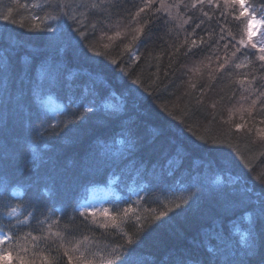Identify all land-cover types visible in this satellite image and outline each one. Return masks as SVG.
<instances>
[{"label": "trees", "instance_id": "obj_1", "mask_svg": "<svg viewBox=\"0 0 264 264\" xmlns=\"http://www.w3.org/2000/svg\"><path fill=\"white\" fill-rule=\"evenodd\" d=\"M246 4L264 14V0ZM240 13L223 0H0V232L12 237L0 264H109L121 245L138 264H173L178 253L238 264L264 230L250 210L222 206L221 194L264 193V62ZM48 25L79 46L50 44ZM191 39L200 46L189 51ZM56 77L62 89L48 87ZM243 99L250 114L228 120L225 107L248 108ZM97 186L136 216L101 228L81 215ZM244 259L264 264L259 247Z\"/></svg>", "mask_w": 264, "mask_h": 264}, {"label": "snow or ice", "instance_id": "obj_2", "mask_svg": "<svg viewBox=\"0 0 264 264\" xmlns=\"http://www.w3.org/2000/svg\"><path fill=\"white\" fill-rule=\"evenodd\" d=\"M205 2V0H199V3L203 4ZM209 6H214V0H207ZM147 6V5H146ZM197 4L193 3L192 7H196ZM231 6L233 8V10H235L236 6H239L241 8V16H247L248 13H246L244 11V4L241 2V0H223V7H229ZM144 8L140 9V12H143ZM140 12L136 13V16L138 17L140 15ZM55 19V18H53ZM237 19H239V16L237 17ZM251 22L253 23H262L264 24V21H256L255 17H252ZM141 23H144L143 21H141ZM35 27H39V25H35ZM83 27V26H81ZM197 27H199V25H197ZM47 32L51 33V36L49 37V43L50 44H54L57 47H59L60 43H63L64 47H74V46H79V41L76 40L75 36H73L70 32L69 33H63L61 30V27L59 25H56L55 28H53V25H48L47 26ZM76 31L78 32L81 40L86 39L85 33L83 31H80L79 29H76ZM142 31L141 28H136L135 32L137 34H139ZM111 39V37L109 38ZM135 39V37H134ZM221 40L224 39L223 35H221L220 37ZM206 43L203 39H201L200 44H204ZM216 43V42H214ZM240 44H244L245 42L243 40H241L239 42ZM200 45L197 44L196 39H191L190 41V47H189V51L192 50V48H196L199 47ZM209 47H211V45H209ZM224 48H228L229 44L228 43H224L223 44ZM251 47L253 49H258V59L261 62H264V45L262 46H257L255 42L251 43ZM62 50V49H61ZM239 49H237L238 51ZM235 52L232 53L233 56H235ZM115 62V61H113ZM237 68L240 67L239 64L236 65ZM225 68V64L221 63L218 66V69H223ZM9 71V69L7 67L4 68V74H3V78L6 81L8 79L7 77V72ZM135 83V81H134ZM0 87H4V89L6 90V84L5 85H0ZM48 87L50 89H56V88H63V82L59 79V77L54 78L52 81L49 82ZM17 104L22 106V96L20 98H17ZM255 104V102H253ZM96 105V101L92 100L89 102L88 106L85 108V111L87 113H92L95 114L97 112V107ZM42 113L37 110L35 112V118L37 120H40L42 118ZM32 116H33V112L31 110H29V114H28V119L29 122L31 123L32 120ZM88 117L87 116H81L80 117V122L84 123L86 121ZM262 123H264V121H262ZM243 127L242 125H236L237 130L239 131L240 128ZM79 129V125L73 123L72 125H70L67 129V132L69 134H77ZM258 131H261L262 133H264V129H260ZM130 135H135L134 133H130ZM264 138V137H262ZM136 148V141H133L132 146L130 148V152H134ZM125 159H127V157H125ZM222 195V206L224 207V209L227 210H231L234 206L236 205H241L244 207L245 210H250L253 214H255V216L257 217V222L264 226V193H261L259 195H255L252 193H249L245 190V192L241 195L238 194L236 192H232L230 194H221ZM185 204H188L187 201H185ZM188 207H191L190 204H188ZM176 208H181L180 204L176 205ZM182 211H186L187 209H181ZM169 211H171V209H169ZM13 212H15V209H13ZM81 215H84L83 212L80 213ZM105 217L109 218L112 221L111 227H116V221H123L125 218H128L130 214H135L134 212V208L133 207H126L122 210V212H117V214L115 216H109L107 209L104 210ZM164 215V213H161V216ZM155 219L160 220V216H156ZM137 220H139V217H137ZM9 229H11L12 227V221L11 220H3L2 221ZM166 223V221L161 220L160 225H158V227H162L163 224ZM110 225L107 223H100L99 227L101 228H106L109 227ZM253 231H255V229H253ZM123 235V233H122ZM0 243H7V241H9L10 239H12L11 236H8L7 233L4 232H0ZM33 239L35 240L36 237H33ZM126 242L127 244L131 245L133 244V239L130 236L126 237ZM124 246L121 245L119 248L117 249H113L112 252V259L109 261V264H114L115 261H121L122 264H138L137 260L135 259V257L132 255V253L134 252V249L131 250H127L128 254L127 255H123L121 253V250ZM257 247H259L261 254H262V260H264V230L260 231L259 233H256L255 236L253 237V239L246 243L245 248L242 252L241 258L238 261V264H246V260L244 259L245 257L254 255L256 253ZM210 252L213 253V255L215 254L216 250L215 249H210ZM10 257L9 256H2L0 257V259H4L5 261H7ZM69 264H71V261H69ZM173 264H202V262L197 259L195 256L191 255V254H185V253H178L175 257V260L173 261Z\"/></svg>", "mask_w": 264, "mask_h": 264}, {"label": "rangeland", "instance_id": "obj_3", "mask_svg": "<svg viewBox=\"0 0 264 264\" xmlns=\"http://www.w3.org/2000/svg\"><path fill=\"white\" fill-rule=\"evenodd\" d=\"M216 1H220V0H216ZM241 2L245 6L244 11L248 13L247 16H243V17H245L246 20L245 38L249 46H251L252 42H255L258 47L264 45V24L251 22L252 17H255L256 21H264V14L250 10V8L246 4V0H241ZM249 46L247 47L249 48ZM242 101L246 104L248 108L242 106L240 104L241 102H238L239 105L238 104L235 105L236 106L235 108H230V109L227 108L228 109L227 110L226 109L227 106L225 107L226 113L228 115V116L226 115L228 117V120L235 119L233 118V116L235 117L236 114L239 116H243V115L245 116L247 113H249L247 111L251 110V104L247 102L246 99H243ZM133 195L136 197L138 193L136 192ZM118 200H119L118 197L113 196L111 194L110 188L106 186H97L91 189L87 199H85L84 202L80 204L79 211L83 212L85 215H88V219L91 222L97 221L99 224L102 222L111 224L112 221L109 218L105 217L103 213L105 209H107L109 216H115L117 212H120V210L122 209L113 207V205L117 203ZM108 203L110 204L108 205ZM126 207H133L135 214L138 213V208L136 205L133 206L130 205V203H128ZM135 214H130V216H134ZM88 264H92V263H88Z\"/></svg>", "mask_w": 264, "mask_h": 264}]
</instances>
